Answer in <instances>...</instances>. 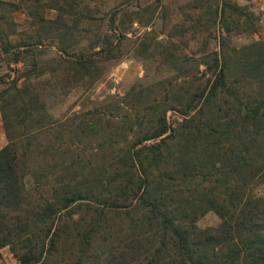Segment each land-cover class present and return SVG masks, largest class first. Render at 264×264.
<instances>
[{
	"label": "trees",
	"instance_id": "16d2710c",
	"mask_svg": "<svg viewBox=\"0 0 264 264\" xmlns=\"http://www.w3.org/2000/svg\"><path fill=\"white\" fill-rule=\"evenodd\" d=\"M104 3L0 0V250L16 264H264V40L229 44L255 33L246 8L207 0L195 25L174 24L168 37L206 34L197 57L180 54L190 39L145 34L129 52L151 48L169 76L57 119L156 12ZM208 213L219 223L199 228Z\"/></svg>",
	"mask_w": 264,
	"mask_h": 264
},
{
	"label": "rangeland",
	"instance_id": "374dc122",
	"mask_svg": "<svg viewBox=\"0 0 264 264\" xmlns=\"http://www.w3.org/2000/svg\"><path fill=\"white\" fill-rule=\"evenodd\" d=\"M207 0H105L103 11H108L112 6L121 4L123 8L136 11L140 8H156L153 21L150 22L148 27H143L138 23H134L129 29L126 42L125 54L121 60L115 62L111 69L105 74L104 78L92 89L91 91L79 95H70L66 100L60 103L53 111V115L57 119H64L66 116L73 113L84 112L94 106L99 105L101 102L108 99L112 95L122 96L134 88L151 84L155 81L164 79L170 73L166 71L157 60L151 56L150 50L136 54L129 52V48H135L141 42L145 34H149L151 39L158 37V39L166 40L179 38L190 39L191 41L187 46L182 45L180 54L183 56L197 57L203 46V39L206 34H196V37L191 38V33L183 32V36L178 38L168 37L172 35L174 24H183L182 26L189 29V26L196 24L202 13L201 4ZM211 1V0H210ZM222 3L225 0H215ZM236 3L239 6L246 8L247 18L256 28L255 33H238L237 31L231 33L229 37L230 46L240 48L244 45H249L256 41L264 40V37L258 33L255 20H254V0H226ZM218 3V4H219ZM18 20L24 22V15L17 14ZM55 12L48 11L47 17L53 18ZM146 16L148 14H145ZM21 29V28H20ZM192 31V30H191ZM197 31V30H196ZM197 33V32H196ZM212 39L208 40L209 49H217L220 38V29L218 25L211 30ZM153 44V40L151 45ZM128 50V51H127ZM0 53V77L6 74H11L8 69V63L5 61ZM12 68V66H11ZM3 86L0 85V90ZM172 116V115H169ZM6 143L1 118H0V148ZM219 223V219L212 213L203 216L197 225L199 228L204 229L213 227ZM0 264H16L15 259L11 255L8 248L0 250Z\"/></svg>",
	"mask_w": 264,
	"mask_h": 264
},
{
	"label": "built area",
	"instance_id": "2783aa9c",
	"mask_svg": "<svg viewBox=\"0 0 264 264\" xmlns=\"http://www.w3.org/2000/svg\"><path fill=\"white\" fill-rule=\"evenodd\" d=\"M254 13L258 33L264 37V0H254Z\"/></svg>",
	"mask_w": 264,
	"mask_h": 264
}]
</instances>
